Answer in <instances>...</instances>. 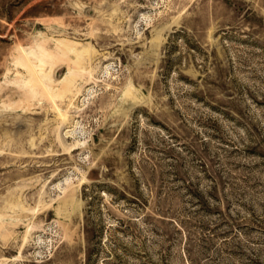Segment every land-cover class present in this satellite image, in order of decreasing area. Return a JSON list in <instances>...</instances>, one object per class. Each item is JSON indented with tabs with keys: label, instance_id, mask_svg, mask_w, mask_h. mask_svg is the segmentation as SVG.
Masks as SVG:
<instances>
[{
	"label": "rangeland",
	"instance_id": "obj_1",
	"mask_svg": "<svg viewBox=\"0 0 264 264\" xmlns=\"http://www.w3.org/2000/svg\"><path fill=\"white\" fill-rule=\"evenodd\" d=\"M0 264H264V0H0Z\"/></svg>",
	"mask_w": 264,
	"mask_h": 264
}]
</instances>
